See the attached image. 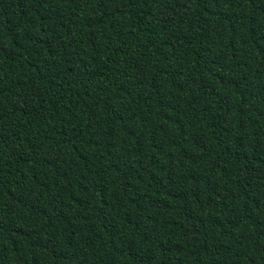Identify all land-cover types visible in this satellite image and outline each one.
I'll return each mask as SVG.
<instances>
[{
    "label": "trees",
    "instance_id": "1",
    "mask_svg": "<svg viewBox=\"0 0 264 264\" xmlns=\"http://www.w3.org/2000/svg\"><path fill=\"white\" fill-rule=\"evenodd\" d=\"M0 264H264V0H0Z\"/></svg>",
    "mask_w": 264,
    "mask_h": 264
}]
</instances>
